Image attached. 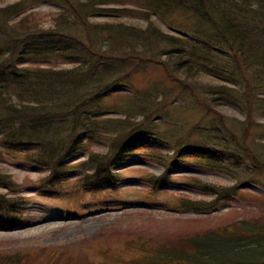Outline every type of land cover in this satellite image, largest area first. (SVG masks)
Segmentation results:
<instances>
[{"label":"trees","instance_id":"obj_1","mask_svg":"<svg viewBox=\"0 0 264 264\" xmlns=\"http://www.w3.org/2000/svg\"><path fill=\"white\" fill-rule=\"evenodd\" d=\"M5 1L0 0V161L11 154H22L52 171L45 178L47 185L65 178L68 160L88 151L86 141L108 144L105 153L90 151L85 161L70 166L84 172L78 182L92 187L114 182L112 168L123 163L133 150L138 139L135 128L125 119L104 116L99 108L103 94L124 78L114 68L117 52L124 55V62L136 54L164 55L165 61H156L165 64L171 76L182 70L187 79L204 73L223 79L202 85L215 105L237 107L245 102L248 107L249 103L253 105L251 94H264V0H75L71 6L69 0H63L69 8L54 14L55 27L47 29L41 25L44 16L30 9L43 0ZM89 13L114 18L112 23L99 24L103 28L98 35L85 23L90 29L88 39L104 47L102 51H97L95 45L90 47L92 44L86 50L82 47L86 48V42L81 40L80 45L77 38L71 41L62 36V30L70 29L75 22L72 18L86 22ZM126 16L143 18L149 25L142 28L117 20ZM155 16L185 35L166 32ZM78 47L86 55L74 53ZM88 54H96L98 59L91 62ZM251 111L248 125L253 118ZM244 139L246 147L238 146L240 150L232 155V162L207 152L213 159L209 166L240 182L247 172L243 167L245 157L250 154L257 164H264L246 142L247 135ZM203 154L198 153L199 157ZM87 168L93 171H85ZM235 171L238 174L234 175ZM194 180L205 194H228L229 188ZM0 185L8 189L0 192V224L13 225L25 216L23 208L28 199L15 195V180L1 169ZM200 203L183 198L176 208L195 209ZM240 228L197 234L189 240L188 251L157 247L142 249L143 254L132 258L108 253L103 262L264 264V227L242 221ZM0 263L33 264L20 254H6Z\"/></svg>","mask_w":264,"mask_h":264},{"label":"rangeland","instance_id":"obj_2","mask_svg":"<svg viewBox=\"0 0 264 264\" xmlns=\"http://www.w3.org/2000/svg\"><path fill=\"white\" fill-rule=\"evenodd\" d=\"M32 8L44 16L41 25L47 29L55 27L53 15L69 7L63 0H43ZM113 19L90 13L86 22L74 17L75 22L62 30V36L71 41L77 38L80 45L86 42V48L82 47L88 50L92 43L85 23L98 35L103 28L99 24L112 23ZM155 19L166 32L185 35L158 16ZM117 20L142 28L149 25L139 17ZM93 45L97 51L104 48L95 43L90 47ZM73 52L86 55L80 47ZM116 54L114 68L124 78L103 94L99 108L104 116L125 119L135 128L138 139L133 150L123 163L112 168L114 182L93 187L78 182L84 172L70 166L85 161L90 151H108L105 142L86 141L89 152L84 150L70 158L65 178L54 185L45 183L51 170L22 154L0 161V169L15 180V195L28 199L23 208L25 216L13 225L0 224V261L6 254H20L33 264H109L103 262L108 253L132 258L143 254L142 249L157 247L188 251L193 236L213 229L240 230L242 221L264 227V166L253 167L245 157L247 172L237 182L233 175L209 166L213 159L207 155L213 152L232 162V155L240 150L239 137L247 135L246 142L254 154L264 160V94H251L253 105L248 107L245 102L237 107L215 105L202 85L223 79L207 73L187 79L182 70L171 76L165 64L156 61H165L164 55L136 54L124 62V55ZM88 56L91 62L98 59L96 54ZM249 109L253 118L248 125ZM201 152L206 154L199 157ZM179 153L182 156L177 157ZM194 179L229 188L228 194H205L197 189ZM7 190L0 185L1 193ZM183 198L202 203L195 209L180 210L176 204Z\"/></svg>","mask_w":264,"mask_h":264}]
</instances>
